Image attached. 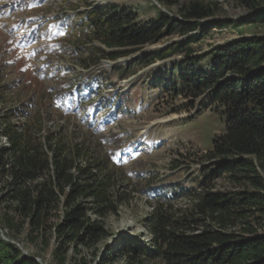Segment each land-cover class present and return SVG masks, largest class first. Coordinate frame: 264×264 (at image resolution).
<instances>
[{
    "label": "trees",
    "instance_id": "1",
    "mask_svg": "<svg viewBox=\"0 0 264 264\" xmlns=\"http://www.w3.org/2000/svg\"><path fill=\"white\" fill-rule=\"evenodd\" d=\"M156 1L163 8L153 4L156 17L141 23L117 4L76 13L66 37L78 44L76 50L85 46L100 54L96 64L104 57L132 55L168 36L184 37L140 59L149 63L184 55L176 63L185 97L192 105L210 97L212 110L226 120L224 133L215 136L202 157L214 167L200 192L164 187L147 219L151 239L129 240L127 264H264V33L199 56L193 45L216 28L264 24V0H234L233 7L244 13L236 19L219 16L225 10L222 0ZM203 59L207 65L200 69ZM1 113L0 140L6 144L0 145V204L27 223L31 233L52 232L59 260L71 248L93 249L108 234L104 218L125 199L114 191L119 181L109 173L106 157L96 158L82 141L43 133L41 117L22 108ZM21 116L27 121H13ZM220 179L229 188L217 189L214 183ZM179 199L186 203L178 205ZM110 254L97 264H113L117 258ZM32 256L0 235V264H42Z\"/></svg>",
    "mask_w": 264,
    "mask_h": 264
},
{
    "label": "rangeland",
    "instance_id": "2",
    "mask_svg": "<svg viewBox=\"0 0 264 264\" xmlns=\"http://www.w3.org/2000/svg\"><path fill=\"white\" fill-rule=\"evenodd\" d=\"M222 1L225 9L219 15L222 19H236L244 14L233 7L234 0ZM114 3L136 14L137 23L156 17L153 4L163 8L156 0H114ZM61 4L62 0H54L47 14L35 9L18 12L17 16L24 19L32 16L36 22L26 20V31L14 37L7 35L14 20L1 21L0 97L4 103L0 104V111L13 106L22 108L29 115L41 117L43 133L54 131L67 140L82 141L96 158L105 156L109 173L113 171L119 181L114 191L124 193L125 199L119 201L116 213L104 218L107 236L93 249L80 247L77 252L71 248L64 260L54 255L56 236L52 232L31 233L28 224L6 204H0V235L42 264H97L107 252L117 258L113 264H127L129 240L151 239L147 219L164 187L176 185L200 192L201 182L214 167L202 157L212 147L215 136L224 133L226 120L212 110L210 97H202L193 105L185 97L180 64L176 63L184 55L149 63L140 59L142 54L184 39L177 34L142 47L137 52L141 54L139 59L122 61L113 67L106 57L96 65L93 60L100 54L85 46L81 52L76 50L77 43L72 42V37L57 43L49 40L47 53L36 58L34 54L42 47L39 40L43 21L52 12H64L66 7ZM262 33L264 24L258 23L216 28L193 45L199 56L220 45ZM22 42L36 52L29 54ZM81 59L88 60V64ZM207 61H201L200 69H204ZM43 71L45 77H41ZM25 117L13 121L26 122ZM4 144L6 140L1 138L0 145ZM214 184L217 189L229 188L221 179ZM185 203L178 200V205Z\"/></svg>",
    "mask_w": 264,
    "mask_h": 264
},
{
    "label": "water",
    "instance_id": "3",
    "mask_svg": "<svg viewBox=\"0 0 264 264\" xmlns=\"http://www.w3.org/2000/svg\"><path fill=\"white\" fill-rule=\"evenodd\" d=\"M26 255H28L27 253H25ZM29 256V255H28ZM31 257H33V256H31ZM36 260H38L37 258H35ZM39 261V260H38Z\"/></svg>",
    "mask_w": 264,
    "mask_h": 264
}]
</instances>
